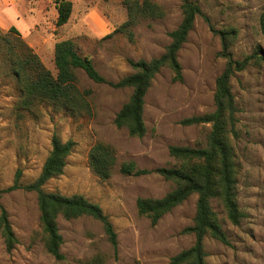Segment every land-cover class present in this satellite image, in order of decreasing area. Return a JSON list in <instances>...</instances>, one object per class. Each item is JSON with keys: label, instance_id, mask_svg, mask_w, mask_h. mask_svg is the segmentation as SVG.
I'll use <instances>...</instances> for the list:
<instances>
[{"label": "rangeland", "instance_id": "1", "mask_svg": "<svg viewBox=\"0 0 264 264\" xmlns=\"http://www.w3.org/2000/svg\"><path fill=\"white\" fill-rule=\"evenodd\" d=\"M9 1L10 7H0V33L13 25L53 75L55 43L72 39L78 52L88 56L111 82L133 72L129 60L160 56L170 42L169 32L182 19V0H152L161 7L163 17L141 19L132 27L131 41L122 32L112 33L127 18L124 0H69L72 11L61 26L55 24L53 0ZM196 2L202 14L195 18L177 53L182 81H173L168 67L155 74L144 97L146 131L142 137H132L114 124L130 88L95 83L77 69V87L91 90L90 114L56 111L45 103L24 108L19 105L9 62L0 53V203L18 240L8 251L0 233V264H80L95 255H101L104 264H170L173 255L193 244L194 235L183 230L193 223L197 195H190L152 225L138 213L137 198H160L174 184L156 173L123 175L119 166L127 161L146 169L171 166L176 161L169 155L170 145L205 146L210 125H183L180 121L214 110L215 80L226 62L219 31L231 28L236 30L228 48L232 58L250 56L247 66L230 78L238 107L232 143L243 218L232 225L220 204L212 200L229 244L210 236L203 244L206 264H264V32L260 25L264 0ZM16 17L20 19L16 21ZM54 133L62 141L73 139L76 147L67 157L63 173L46 182L44 189L81 194L97 203L117 234L116 252L98 220L58 217L64 259H55L43 245L36 192L21 187L4 191L17 173L22 185L36 179ZM96 141L116 150V164L106 181L87 165L88 151Z\"/></svg>", "mask_w": 264, "mask_h": 264}, {"label": "trees", "instance_id": "2", "mask_svg": "<svg viewBox=\"0 0 264 264\" xmlns=\"http://www.w3.org/2000/svg\"><path fill=\"white\" fill-rule=\"evenodd\" d=\"M53 2L57 9L55 24L61 26L70 17L72 3L69 0H53ZM123 3L127 18L112 33L122 32L131 41L132 27L141 19L161 18L164 15L161 7L152 0H124ZM181 12L182 19L178 26L169 32L170 42L165 47V51L149 60H129L133 72L116 82L106 80L97 71L92 60L78 52L72 39H63L55 43L56 74L53 75L22 39L20 32L14 26H10L6 33H0V53H3V59L9 62L8 69L18 90L19 105L29 108L34 104L45 103L56 111L65 110L75 115L90 114L91 90H80L77 87L76 70L81 69L95 83L132 90L128 100L116 112L114 124L118 128H125L132 137H142L146 131L143 119L144 97L155 74L161 68L168 67L173 73L172 80L182 81L177 53L192 30L195 18L202 12L196 0H182ZM260 25L264 32V6L260 15ZM219 33L223 41L222 55L226 58V62L224 69L215 80V108L212 112L194 115L180 121L183 125L209 124L210 130L205 146L170 145L169 155L176 161L171 166L138 168L134 161L123 162L119 166V172L123 175L139 176L156 173L174 184L173 188L160 198H137L138 213L147 217L152 225L190 195H197L193 223L183 230L194 235V242L188 248L173 255L170 264H206L207 254L203 240L207 236L223 244H229L218 213L211 205L212 200L220 204L232 225H238L243 218V212L237 201V169L232 143V136L236 134L238 107L231 90L230 78L235 72L242 71L247 66L250 56L235 60L228 52L230 41L236 35L234 28ZM75 147L76 142L73 139L62 141L54 133L51 137V148L36 179L22 185L19 183V173H17L13 184L4 189L8 191L21 187L36 192L43 245L45 250L57 260L64 259L60 250L63 237L59 232L58 217L71 220L90 216L98 220L113 250L116 252L117 249V234L113 224L97 203L81 194L64 195L44 189L46 182L63 173L66 159ZM116 160L114 147L101 141H96L87 155L88 167L102 181L111 177ZM0 233L5 248L8 251L12 250L18 240L11 227L7 211L1 203ZM80 264H104V259L101 255H95Z\"/></svg>", "mask_w": 264, "mask_h": 264}, {"label": "crops", "instance_id": "3", "mask_svg": "<svg viewBox=\"0 0 264 264\" xmlns=\"http://www.w3.org/2000/svg\"><path fill=\"white\" fill-rule=\"evenodd\" d=\"M0 7L2 9H5L6 7H10V1L9 0H0ZM15 16H18V14H15ZM20 18L19 17H16L15 20L18 21ZM2 24V23H1ZM4 25V24H3ZM7 25H10V24H7ZM13 26V25H11Z\"/></svg>", "mask_w": 264, "mask_h": 264}]
</instances>
